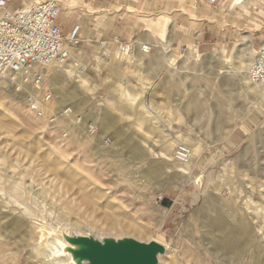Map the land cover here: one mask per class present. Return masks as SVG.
<instances>
[{"label":"rangeland","instance_id":"1","mask_svg":"<svg viewBox=\"0 0 264 264\" xmlns=\"http://www.w3.org/2000/svg\"><path fill=\"white\" fill-rule=\"evenodd\" d=\"M29 1L8 0V6ZM69 1H76L71 9ZM69 1L60 23L65 33L79 27L72 56L0 83V203L26 206L34 223L56 234L155 239L166 247L159 264H264V94L259 88L247 94L231 72L216 75L237 66L217 56L243 47L244 35L255 55L264 1L223 0L241 9L228 10L231 18L222 23L236 32L223 40L211 27L197 52L193 37L201 20L191 0H184L188 10L168 0ZM171 21L182 23L181 39L166 52L158 30ZM116 37L134 44L135 55L122 53ZM193 92L204 102L199 111L184 107ZM179 144L197 149L187 172L173 168ZM133 146L144 155L137 157ZM150 164L161 168L155 181L144 175ZM15 188L20 203L10 199ZM105 209L121 221L110 224ZM221 216L226 224L212 228L209 219ZM34 228L29 222L27 233L12 234L6 243L19 250H7L5 260L34 263L28 248L41 242Z\"/></svg>","mask_w":264,"mask_h":264},{"label":"built area","instance_id":"2","mask_svg":"<svg viewBox=\"0 0 264 264\" xmlns=\"http://www.w3.org/2000/svg\"><path fill=\"white\" fill-rule=\"evenodd\" d=\"M66 1L30 0L24 7L13 9L9 8L8 0H0V83L9 81L33 66H47L72 56L73 46L80 43V36L78 26L65 33L60 23ZM219 1L207 0L210 4ZM260 33L261 44L248 67L247 76L264 94V23ZM114 40L122 53L135 55L134 44L123 42L119 37ZM142 48L148 52L146 45ZM36 80L40 82L42 76L38 75ZM29 103L35 111H40L38 100L30 98ZM174 157L180 162L188 161L191 157L190 147L187 144L177 145Z\"/></svg>","mask_w":264,"mask_h":264},{"label":"bare ground","instance_id":"3","mask_svg":"<svg viewBox=\"0 0 264 264\" xmlns=\"http://www.w3.org/2000/svg\"><path fill=\"white\" fill-rule=\"evenodd\" d=\"M68 1H66V2H68ZM233 1L238 3L241 0H233ZM74 2H76V1H73V2L69 1L67 3V7L70 9L72 6H74L76 4ZM170 2L185 6L184 0H171ZM259 11H261V10H258L257 12H259ZM261 12L263 13V11H261ZM167 24L165 27L160 28L158 31L161 34L162 38L166 39L165 40V43L167 45L166 52H169L171 50V48L169 47V44H170V40H171L170 34L172 32V27L171 26L167 27ZM244 38H245L246 43H244L243 47H237L234 50V52L228 51L229 54L226 52L225 54L221 53V54H218V56H217L219 58V60H221V62H224V63L235 62V64H236V62L238 61L237 66L234 69H226V68H231V67H228V66L224 67L223 66L222 68H219L217 70L216 75L221 74V73H225V72L233 73L234 76L238 77V79L242 81L241 85H242V88L245 90V92L247 94H252V93H256L258 91V87L256 88V86L253 85L248 80V76H247V78H244L242 76V74L246 71V75H247V70H248V67L251 63L250 61L252 60V58L254 56V54L252 53V50L254 48H253V43L251 42V36L250 35H244ZM57 62H59V61H55V62L47 65L46 67H51L52 65H55ZM34 68H35V66L29 68V70L22 71L18 76L23 75V74L25 76H27L29 73L34 71ZM259 91H261V90L259 89ZM263 98H264V96H263ZM203 103L204 102L200 99V97L196 93L193 92V93L189 94L188 100L184 103L185 104L184 107L186 108L187 111H199L201 109V107L203 106ZM220 119H222V118H220ZM179 141L185 142V143L189 144L190 146H192L184 138H182ZM165 147H167V148L170 147V143L165 144ZM129 150L133 151L137 157L138 156L141 157L142 155H144V149L139 147V146L138 147L133 146V148H129ZM191 150H192L191 151L192 156L195 155V151L197 149L192 148ZM172 160L174 161L173 162V168L175 171H185V172H187L189 169H191V166H192L191 163L193 162V158H190L186 162H180V161L176 160L175 157ZM160 169H161L160 167L158 168V167H155L153 164H150L149 168L144 171V175L148 179L155 181L158 179ZM9 193H10V195H9L10 199H12V201H15L16 203L21 202V200H20V194L21 193H20V190L18 188L12 189ZM20 205H22V203ZM103 213L105 215V218L108 220V222L110 224H115V223L121 221V217H120L119 213L116 211H111V210L105 209V210H103ZM33 216H34V213L29 208H27L26 206L20 207V206H17L15 203L11 204V206H8V205L0 203V230H1L0 232L3 233L2 236L0 234V264H16L14 259L13 260L11 259V261L4 259V255H6L7 250H9L12 254H15L17 252V250H19V249H17L16 251H13V248L10 245L8 246V243H6V241L10 240V238H13V235L15 236L19 232H21V234L22 233L24 234V232H26V231L28 232V230H26V231L24 230V232H23V227L26 226V228L28 229L29 222L31 223L32 226H34L36 228V230L39 234V237L41 239V242H38L36 245H34V247L28 248V250L30 252V257L33 259V262H34L33 264H78L79 263L78 258H75L72 255V253L70 251H68L71 248H78L77 245L72 244L65 239V236L69 235L70 233L69 234L64 233L65 231H63L61 233L58 232L57 234L52 233L49 230L50 227H48L44 223L43 224L34 223L31 219V217H33ZM224 219L225 218H223V216L215 217V218H210L208 222L212 228H221L224 224H226ZM127 226L131 227L132 230H137L138 232L143 230V228H141L140 226H137V225L130 223V222L127 224ZM78 235H90V234L82 232V230H80ZM96 237H98V236H96ZM231 238L232 237L229 236V237H225L223 239L222 247L226 251H228L231 247ZM246 242H248V241H246ZM246 242L243 244V246L245 245V249H246ZM10 243H11V241H10ZM26 243L28 245V241H26ZM27 245H25V246H27ZM243 248H241V249L244 250Z\"/></svg>","mask_w":264,"mask_h":264},{"label":"water","instance_id":"4","mask_svg":"<svg viewBox=\"0 0 264 264\" xmlns=\"http://www.w3.org/2000/svg\"><path fill=\"white\" fill-rule=\"evenodd\" d=\"M89 234L65 236L68 242L78 246L68 250L78 258V264H159L160 255L166 252L165 245L155 239L144 241L132 236L99 238Z\"/></svg>","mask_w":264,"mask_h":264},{"label":"crops","instance_id":"5","mask_svg":"<svg viewBox=\"0 0 264 264\" xmlns=\"http://www.w3.org/2000/svg\"><path fill=\"white\" fill-rule=\"evenodd\" d=\"M244 2H246V1L244 0ZM147 4H149L151 6L152 3L141 2V4L140 3L138 4V6H140V7H143V5L148 6ZM191 4H192L191 9H193V10L196 9V12L198 13V16L201 20V22L199 23L200 24L199 27L195 28V30H197V32H199V34H198L199 36L194 35V37H193V42L195 45V48L193 49L194 51L197 52L196 47L201 49L208 42L207 37H210V33H209L210 30L209 29H211V27H212V30L214 32L216 30L217 34L222 36L221 39L224 38L223 40H225V38H227V37L230 38L231 35L236 32V29H233V28L231 29L233 32H231V30H226L224 28V26H222L223 25L222 23L223 22L227 23L228 19L231 18V17H229V13L227 12L228 10L231 12L237 13L239 11L241 12V9L239 10V8L233 7V5H232V8L226 7L223 5L224 4L223 0H220L216 4H210L207 2V0H194V1L191 0ZM251 4H253V3H248L250 8H251ZM169 5H170V1L168 0V6ZM197 6L199 8H197ZM177 7H181L180 9H183V10H188L186 8V6H184V5H180ZM213 8L217 9V12H216V14H214V16H212V14L210 13V11ZM233 8H234V10H233ZM68 13H70V12H68ZM232 17H235V15H232ZM181 25H182V23L178 24V22H176V21H171L172 32L170 34L171 35L170 41H172L173 39H178V40L181 39L180 38V35H181L180 34V31H181L180 28L182 27ZM68 29L71 30L72 27H69ZM195 30L193 29V31H195Z\"/></svg>","mask_w":264,"mask_h":264}]
</instances>
